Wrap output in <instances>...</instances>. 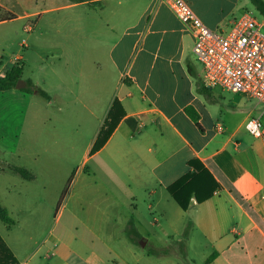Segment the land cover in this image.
<instances>
[{
    "label": "crops",
    "instance_id": "crops-1",
    "mask_svg": "<svg viewBox=\"0 0 264 264\" xmlns=\"http://www.w3.org/2000/svg\"><path fill=\"white\" fill-rule=\"evenodd\" d=\"M185 1L210 28L253 5ZM0 9L1 38L17 23L33 39L18 43L21 52L0 50V74L18 62L25 85L29 78L34 90L46 92L47 104L69 102L72 94L98 119L81 162L93 161L88 173L70 181L66 201L49 204L45 218L38 193L9 186L0 196L16 214L14 224L0 228V264H264V136L245 129L252 109L231 120L218 108L216 86H209L210 97L196 90L202 66L193 54L194 30L166 1L0 0ZM74 40L105 42L106 60L94 58L89 67L56 63L73 54ZM28 70L33 77L23 78ZM238 97L247 98L234 93L232 101ZM30 99L15 86L0 90L2 143L11 101ZM114 102L117 124L91 153ZM256 117H264V106ZM192 157L221 188L183 210L167 187ZM33 175L24 179L36 181Z\"/></svg>",
    "mask_w": 264,
    "mask_h": 264
},
{
    "label": "rangeland",
    "instance_id": "rangeland-1",
    "mask_svg": "<svg viewBox=\"0 0 264 264\" xmlns=\"http://www.w3.org/2000/svg\"><path fill=\"white\" fill-rule=\"evenodd\" d=\"M247 9L251 10L259 21L264 19V16L254 5H250ZM1 13L3 11L0 9ZM239 15L240 13L234 18ZM234 18H232V21ZM15 24L17 25L15 33L10 31L8 38L0 37V50L3 49L9 55L17 50L20 52L24 50L23 46L18 45L22 39L30 45L33 43L32 36L27 37L26 33H20L21 30L18 24ZM229 25L225 23L219 27L227 28ZM261 31L264 32V28ZM0 33H2L1 30ZM74 41L77 47H75L73 54L70 57L61 56L60 61L56 58V63L89 67L92 66L94 58L99 57L100 60H106L105 42L99 43V40ZM33 75L28 70L23 78H32ZM25 79L30 82L29 78ZM78 89L80 90V88ZM215 89L219 92L216 96L219 110L222 114L229 116L231 120L243 117L250 109L253 110L252 116H258L263 110V106L255 99L238 97L237 100L232 101L234 93L221 91L219 86H216ZM19 90L30 96L31 99L25 105H21L16 100L10 103L8 111L13 118L7 121V129L4 130L7 144L2 143L0 138V167L1 169H8L6 165L9 163L17 166L25 165L24 167L31 169L29 171L32 174L35 173L37 177L36 181H29L10 170L5 172L0 170V196L6 195L9 186L14 190L38 193L41 200L42 217L45 218L49 210V204L53 207L52 205L56 200L60 201L61 194L66 187L69 191L70 181L73 178H81L83 174L88 173L93 161H88L84 165L81 162L85 153L86 139L94 130L98 119L90 116L83 109L82 103L78 99H74L75 96L72 94L69 95V102L56 100L52 104H47L44 96L35 93L36 90L32 92L22 90V88ZM220 93L222 95L219 97ZM73 94L80 96V91ZM105 96H107V86L103 89L102 97ZM45 113L51 114V120L45 122L42 118ZM260 120L263 124L264 117H261ZM145 198L141 199V203ZM63 199V202H65V196ZM15 215L10 214L12 217H15ZM3 224L0 221V228ZM171 257L176 258L177 256L171 254Z\"/></svg>",
    "mask_w": 264,
    "mask_h": 264
},
{
    "label": "built area",
    "instance_id": "built-area-1",
    "mask_svg": "<svg viewBox=\"0 0 264 264\" xmlns=\"http://www.w3.org/2000/svg\"><path fill=\"white\" fill-rule=\"evenodd\" d=\"M164 1L194 30L193 54L202 66L203 83L242 94L264 106V19L259 21L247 9L227 28H210L185 0ZM244 126L251 135L264 136L258 117L250 116ZM217 128L221 129V125Z\"/></svg>",
    "mask_w": 264,
    "mask_h": 264
},
{
    "label": "trees",
    "instance_id": "trees-1",
    "mask_svg": "<svg viewBox=\"0 0 264 264\" xmlns=\"http://www.w3.org/2000/svg\"><path fill=\"white\" fill-rule=\"evenodd\" d=\"M77 1V0H75ZM251 3L260 11V13L264 16V0H250ZM22 78V67L16 62L12 64L5 72L0 74V90L9 89L15 86L16 82ZM195 88L196 90L203 94L205 97H210V87L205 85L199 77H195ZM35 87L30 84L29 81H26V85L22 88V90H26L28 92H32ZM37 93L42 96H47L46 92L37 88ZM118 109V104L116 102L113 103V106L103 122L97 137L93 143L91 148V153L98 150L107 140L110 133L114 129L119 119V116L114 113V111ZM195 121L198 124L197 118L195 117ZM8 169L14 171L19 174L23 178L32 179L34 175L25 167L17 166L14 164H7ZM221 188V184L216 180L213 174L209 171V169L203 164V162L196 158L192 157L187 161V170L184 174L179 176L174 182H172L167 190L173 200L181 207V209L186 210L192 199L195 202L200 203L208 198H210L213 193ZM67 193V187L63 190L61 194L60 201L63 199L65 194ZM59 201V202H60ZM0 221L7 225H12L15 223V219L10 216L8 210L1 204L0 202ZM1 242V239H0ZM7 250V249H6ZM9 261L12 262L11 256L8 255ZM5 257V256H4ZM212 258V255L207 258V262ZM5 259H7L5 257Z\"/></svg>",
    "mask_w": 264,
    "mask_h": 264
},
{
    "label": "water",
    "instance_id": "water-1",
    "mask_svg": "<svg viewBox=\"0 0 264 264\" xmlns=\"http://www.w3.org/2000/svg\"><path fill=\"white\" fill-rule=\"evenodd\" d=\"M25 86V81L22 80V79H19L16 84H15V87L20 89V88H23Z\"/></svg>",
    "mask_w": 264,
    "mask_h": 264
}]
</instances>
